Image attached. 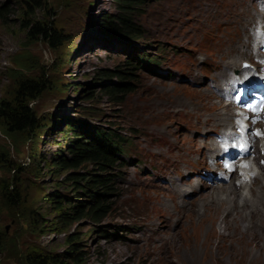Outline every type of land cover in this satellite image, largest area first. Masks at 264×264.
Here are the masks:
<instances>
[{
  "label": "rangeland",
  "instance_id": "obj_1",
  "mask_svg": "<svg viewBox=\"0 0 264 264\" xmlns=\"http://www.w3.org/2000/svg\"><path fill=\"white\" fill-rule=\"evenodd\" d=\"M141 1L133 21L143 35L135 39L103 32V17L120 13L118 0H44L33 15L20 0H0V103L12 100L21 79L44 84L29 102L39 121L36 128L9 132L0 123V264H32L49 255L67 263L68 240L81 235L83 264H264V215L255 222L260 233L246 230L243 235L212 208L225 202L234 210V198L238 208L258 204L261 213L264 166L263 171L254 168L256 176L248 183L240 179L238 190L225 185L226 193L189 194L185 208L177 206L164 182L195 177L189 149L202 142L196 128L200 108L209 102L214 107L206 113L224 109L216 95L221 92L213 87L221 90L217 78L223 79L228 60H236L234 54L227 58L234 44L227 49L223 42L222 60L215 56L221 38H234L227 16L233 8L225 10V0ZM257 13L260 18L262 12ZM24 21L52 23L64 39L53 48L42 37L31 36ZM252 23L256 26L257 19L241 20L245 35ZM133 57L134 90L121 105L113 104L104 91L118 81L100 82L96 75ZM204 89L213 93L212 99ZM85 91L94 98L85 100ZM71 122L80 129L89 125L92 133L111 132L122 141L112 171L119 195L116 212L101 224L84 220L60 225L47 201L54 193L73 195L80 186L68 178L90 170L70 171L57 164L62 155L68 159L74 136L65 131ZM220 126L215 121L209 132Z\"/></svg>",
  "mask_w": 264,
  "mask_h": 264
},
{
  "label": "trees",
  "instance_id": "obj_2",
  "mask_svg": "<svg viewBox=\"0 0 264 264\" xmlns=\"http://www.w3.org/2000/svg\"><path fill=\"white\" fill-rule=\"evenodd\" d=\"M44 0H20L25 6V12L34 14L42 6ZM118 13L113 19L105 15L103 17V32L110 35L127 36L139 39L143 35L139 26L134 24L133 17L141 0H118ZM24 28L28 29L31 36H40L53 48H57L64 39V35L58 32L54 26H40L38 22L30 24L24 21ZM133 59L125 60L120 68L114 70L103 69L98 71L96 80L105 81L116 79L118 83L105 88L108 100L113 104L121 105L134 90L133 79L136 77L137 66L133 64ZM42 82L21 79L18 81L14 97L9 102L0 103V123L9 132H23L36 128L39 125L35 118L29 102L37 98L43 91ZM85 100L90 101L94 95L85 91ZM68 136H74L67 148L68 159L61 156L58 166L70 171L81 167L90 168L77 178H68L71 185H78L73 189V195L62 197L57 193L50 195L48 202L51 203L54 218L60 225L73 222L79 224L88 220L90 224H101L107 217L115 215L114 207L119 200L117 188L115 186V174L113 167L118 160V153L122 152L120 145L122 141L116 138L111 132L98 131L92 133L91 127L82 126L80 129L73 122L66 124ZM81 130V133L78 131ZM79 179V180H77ZM77 180V181H75ZM81 180L84 181L81 182ZM112 200L108 202L107 198ZM73 199V200H72ZM113 204H110L112 203ZM119 216L118 214L116 217ZM86 237L89 234H85ZM81 236H72L68 240L69 250L65 254L67 263L60 262L57 256H39L33 260L32 264H83V250L80 248Z\"/></svg>",
  "mask_w": 264,
  "mask_h": 264
},
{
  "label": "bare ground",
  "instance_id": "obj_3",
  "mask_svg": "<svg viewBox=\"0 0 264 264\" xmlns=\"http://www.w3.org/2000/svg\"><path fill=\"white\" fill-rule=\"evenodd\" d=\"M251 5H252V10L250 11V9L245 6L244 0H235V4L232 7L233 8V12L230 15L231 16L230 20H231V24L233 25V30L240 25V22H241L242 19L251 21V20L259 18V14L255 11L252 2H251ZM219 6H220V4L218 6H215L216 10H218ZM233 16L235 18H233ZM260 18L264 20V13L263 12L260 14ZM241 27L244 30V27L243 26H241ZM254 27H255V23H254V26H253V23H252L251 29H253ZM244 32H245V30H244ZM245 36L247 37L246 43L245 44H242L240 42L235 43L234 44V49L232 51L233 54H237L238 56H243L244 55V53L241 50L242 49H247L249 47V42H250L249 34H246ZM230 47H232V46H230ZM229 87L230 88H235V85L231 84V85H229ZM204 90L208 91L207 89H204ZM208 92L210 94V96H208V99L210 100V99L213 98V96H212L213 93L210 92V91H208ZM205 93L208 94L207 92H205ZM216 95H217V97L220 98L221 94L220 95L216 94ZM208 99H207V102H208ZM211 106L214 107V104L208 102L207 106L202 105V107L200 108L201 116L198 119V124L196 125V128L199 130V132H200L199 136L202 139H204L205 134L208 133L207 129L205 128L206 123L209 120L213 119L217 115V113H215L213 111L214 113L212 112V113L209 114V118H207V119L205 118V116L207 115L206 111ZM223 116L224 115L219 116L217 118V120H220ZM225 116H227V117L229 116L228 112L225 114ZM160 135L164 136L165 135L164 131H162L160 133ZM263 143H264V140H263ZM209 145H210V143L208 141H205V144H204V142H202V145L200 146V150H204L206 152V149H207V147ZM261 146H263V145L262 144L259 145V147H261ZM256 147H257V145H256ZM257 165L260 166V163L256 162V161H254V163H252V167L253 168L257 169V167H258ZM223 168H225V167H223ZM216 173L217 172H215V174ZM197 175H199V174L197 173ZM234 178H235V173L233 172L232 175H231L230 183L233 182ZM164 182L170 187V191L166 188L167 189L166 192H168L169 195L174 199L175 203L177 204V206H179V208H185L183 206L186 205L187 203H189V201L186 200V196H187V194L189 192H191L190 195H193V194L197 193L196 196H202L204 194H207V193H210V192H215V191H218V190H219L220 193H226V192H228V187H224L225 185L232 186L234 190H238L241 187V186L236 187L235 185L230 184V183H221V184H219V185L214 187V185H213L214 182H212L211 180L209 181L208 185H206L205 180L204 179L202 180V179H199V178L196 179V180H187V181L185 179H183V178H178L175 183H173L168 178ZM210 188H215V190L214 191H205V192H203L204 190L210 189ZM234 190L232 192L236 193ZM219 192H218V195H220ZM233 203H234V210H233V207L231 205H230V207H228L227 206L228 203L226 204L225 202H218L212 208H214L215 210L220 211V214L223 213L225 215V220H227V222L229 223L230 227L234 229L233 230L234 232L235 231H239V234L243 233V235H246V230H250L251 232L253 231V232H256V233H260L259 231H257V229H259V228H258V225H255V222L261 220L262 215H264V207H262V212L259 213L258 210H257L258 204H255L254 206H248L247 204H244L242 207L238 208V206H237L238 201L236 203L234 198H233ZM248 211H253V212H248ZM209 212H212V210L211 211L209 210ZM230 215H231V217H230ZM214 224L215 223H212V224L210 223V226L213 227ZM216 225H217V223H216ZM216 225L212 229H215ZM176 226H177V224H176ZM228 231H229V228H228ZM213 232H215V231L213 230ZM260 236H264V234L262 233V234H260Z\"/></svg>",
  "mask_w": 264,
  "mask_h": 264
}]
</instances>
